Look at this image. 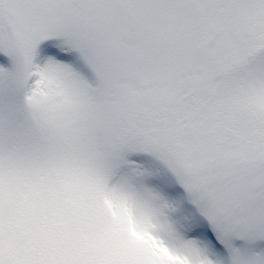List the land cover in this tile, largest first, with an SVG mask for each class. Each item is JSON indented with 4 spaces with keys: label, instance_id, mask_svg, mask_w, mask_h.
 <instances>
[{
    "label": "snow or ice",
    "instance_id": "6c2138e0",
    "mask_svg": "<svg viewBox=\"0 0 264 264\" xmlns=\"http://www.w3.org/2000/svg\"><path fill=\"white\" fill-rule=\"evenodd\" d=\"M0 264H264V0H0Z\"/></svg>",
    "mask_w": 264,
    "mask_h": 264
}]
</instances>
